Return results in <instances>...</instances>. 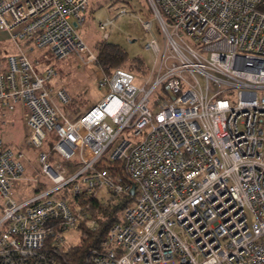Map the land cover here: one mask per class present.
<instances>
[{
	"label": "built area",
	"instance_id": "built-area-1",
	"mask_svg": "<svg viewBox=\"0 0 264 264\" xmlns=\"http://www.w3.org/2000/svg\"><path fill=\"white\" fill-rule=\"evenodd\" d=\"M149 1L161 40L153 19H140L152 53L144 82L98 66L105 94L71 117L58 104L72 101L70 90L46 85L56 69L38 71L20 43L94 63L77 29L89 0H0V29L18 48L0 57V264H58L63 231L86 218L76 196L102 188L128 200L91 264H264L262 0ZM113 23L99 22L102 39ZM14 114L27 146L57 135L32 175L24 151L1 136ZM112 160L129 180L107 167Z\"/></svg>",
	"mask_w": 264,
	"mask_h": 264
},
{
	"label": "rangeland",
	"instance_id": "rangeland-1",
	"mask_svg": "<svg viewBox=\"0 0 264 264\" xmlns=\"http://www.w3.org/2000/svg\"><path fill=\"white\" fill-rule=\"evenodd\" d=\"M120 9H124L126 12L117 16V12ZM153 16L149 0H89L83 23L77 29L84 42L95 52L97 57L94 44L102 40V29L99 28L98 24L107 18H113L114 23L108 27L110 34L107 41L119 44L129 58L137 55L142 57L147 68H149L152 65V53L144 47L149 33L143 29L140 19L151 17L153 19V31L160 39L157 21ZM20 46L22 49H26L31 46V42L23 41L20 43ZM16 51L17 45L12 38L0 32V55H7ZM26 52L33 60L36 58L40 60L41 64L36 68L38 71L47 65H51L56 69V76L48 81L46 85L56 88L58 85L64 84L70 90L74 98L73 103H58L61 110L69 116L73 117L79 111L96 104L105 94L106 88L99 87L96 82L95 70L98 67L97 60L94 63L81 64L79 56L76 57L74 55L59 60L47 48L35 46L33 50H26ZM44 52L49 54L50 58L48 60L43 59L42 55ZM133 72L135 73V82L137 84L143 83L144 74L137 71ZM13 116L14 123H8L3 127L1 136L7 145H12L14 149L20 148L24 151L27 157L24 160L26 172L34 173V169H38L40 166L37 158L39 151L51 149L57 135L53 130L47 131L41 147L27 146L23 142L25 130L21 119L18 114H14ZM52 151L55 150L52 148ZM72 161H77L76 155L72 156ZM109 196H111V193L106 188L100 189L97 193V197L104 202L110 201ZM79 234V230L76 227L63 231L66 243L68 244L77 243Z\"/></svg>",
	"mask_w": 264,
	"mask_h": 264
},
{
	"label": "trees",
	"instance_id": "trees-1",
	"mask_svg": "<svg viewBox=\"0 0 264 264\" xmlns=\"http://www.w3.org/2000/svg\"><path fill=\"white\" fill-rule=\"evenodd\" d=\"M264 11V0L257 6ZM97 53V64L101 66L106 73H110L114 68H126L130 71H137L146 74L149 70L144 60L140 56L129 58L125 50L117 43L107 40H100L94 44ZM74 98L72 99L73 103ZM113 165L106 164L120 173L125 179L127 175L121 169L116 161H111ZM100 163V162H99ZM127 198H110V201L104 202L97 196L86 198L76 196L73 206L75 210H83L86 218H81L76 226L79 230V240L75 244H66L60 251H54L58 264H91L92 254L95 249L100 247L102 239L106 236L109 227L119 220L120 208L125 204ZM91 220L94 222L91 223ZM52 231L46 238L45 246L52 250L51 238L57 226V221H51L48 224Z\"/></svg>",
	"mask_w": 264,
	"mask_h": 264
},
{
	"label": "crops",
	"instance_id": "crops-1",
	"mask_svg": "<svg viewBox=\"0 0 264 264\" xmlns=\"http://www.w3.org/2000/svg\"><path fill=\"white\" fill-rule=\"evenodd\" d=\"M0 32H2V33H4L6 36H8L9 38H11V36H10V34L8 33V31L7 30H5V29H0ZM26 50H28V51H31L30 49H27L26 48ZM33 50V49H32ZM17 51H18V48H17ZM16 51V52H17ZM6 55H0V57L1 58H4ZM96 71V70H95ZM96 73V72H95ZM28 175H32L33 174V172H28L27 173ZM44 182L46 183L45 185L47 186V184H49L48 182H47V179L46 178H44ZM25 189V188H24Z\"/></svg>",
	"mask_w": 264,
	"mask_h": 264
},
{
	"label": "water",
	"instance_id": "water-1",
	"mask_svg": "<svg viewBox=\"0 0 264 264\" xmlns=\"http://www.w3.org/2000/svg\"><path fill=\"white\" fill-rule=\"evenodd\" d=\"M134 187H135V184L132 183V184H131V187H130V193H133V192H134Z\"/></svg>",
	"mask_w": 264,
	"mask_h": 264
}]
</instances>
